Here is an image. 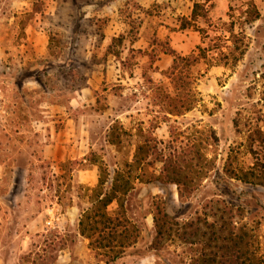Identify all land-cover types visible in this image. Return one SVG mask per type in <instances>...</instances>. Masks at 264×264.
<instances>
[{
	"label": "rangeland",
	"instance_id": "obj_1",
	"mask_svg": "<svg viewBox=\"0 0 264 264\" xmlns=\"http://www.w3.org/2000/svg\"><path fill=\"white\" fill-rule=\"evenodd\" d=\"M194 1L204 2L0 0V264H54L64 243L80 245L73 231L33 234L26 225L55 196L60 212L72 198L80 211L88 207V186L80 179L94 177L96 184L98 165L112 173L132 162L151 130L165 153L168 140L171 149L195 143L209 167L202 179L187 181L180 196L176 184L157 179L159 163L144 165L142 171L143 164L134 166L138 179L125 207L141 235L114 264H189L202 248L208 252L210 229L219 234L223 227L222 235L247 232L246 246L255 256L264 254V0H253L260 18L245 27L246 37L238 42L241 49L246 46L245 53L237 63L224 65L219 54L208 52L193 67L191 98L197 102L183 116L171 117L175 137H170L163 95L174 92L162 72L171 56L151 40L167 39L181 55L206 47L208 41L201 43L194 29L167 28H174L178 16H188ZM246 1L212 0L209 19L222 30L228 14L237 19ZM121 35V43L112 41ZM149 53L156 56L151 66ZM113 126L124 132L115 145L108 141ZM63 132L79 133L83 147L54 160L50 143ZM86 167L89 172H81ZM155 196L166 199L179 228L193 225L180 229L185 240L171 237L157 251L150 248ZM193 228L198 233L190 238ZM83 251L73 247L86 264H104L92 250L90 259Z\"/></svg>",
	"mask_w": 264,
	"mask_h": 264
},
{
	"label": "trees",
	"instance_id": "obj_2",
	"mask_svg": "<svg viewBox=\"0 0 264 264\" xmlns=\"http://www.w3.org/2000/svg\"><path fill=\"white\" fill-rule=\"evenodd\" d=\"M212 7H214L212 0L194 1L188 16H178L174 28L167 27L169 32L189 29L197 31L201 35V43L208 41L206 47L196 46L197 53L193 51L188 55H181L169 46L167 39L159 40L155 37L151 40V44H156L161 53L171 56L170 66L162 72L170 79L174 92L173 96L163 95L167 104L162 108L164 121L169 122L171 117L183 116L197 102V99L191 98L190 77L193 67L201 59H206L208 52L219 54L224 59L221 62L224 65L237 63L245 53L246 46L241 49L238 43L246 37L245 27L260 18V12L254 1L247 0L245 8L240 6L238 18L234 19V16L229 13V22H223L224 28L218 30L216 24L209 19V10ZM229 10L232 11V8ZM200 23L203 27L199 25ZM112 41L121 43L122 35L112 38ZM223 48L226 49L225 52ZM237 51L238 53L235 54ZM148 56L151 66L156 56L150 53ZM212 57L209 60H212ZM148 82L153 83L150 79ZM161 87L158 85V89ZM114 128V126L111 127V138L108 140L112 145L120 142L121 134L124 133ZM168 128L170 137H175V126L170 123ZM152 133V130L144 133L145 138L138 143L132 162H125L123 167L113 169L112 173H109L104 166L98 165L97 183L93 187L86 188L89 192L87 195L89 206L80 211L77 228L79 234L88 240V248L100 257V261L104 264H114L140 239L141 229L128 216L125 207L126 197L133 188V180L138 179V176L134 175L136 164H143L139 168L141 170L144 165L155 167L159 163L157 179L163 184H176L180 196H184L182 188L189 187L186 186L187 181L193 184L195 176L202 179L207 173L210 160L201 152V149H195V143L187 148L171 149L169 145L171 142L168 140L166 141L167 149L170 151L165 153L161 147H158L163 142ZM213 141L217 142L215 135ZM193 158L197 159L194 165L189 163ZM197 166H199L198 170H194ZM190 187L193 189L195 186ZM151 213L154 239L150 248L154 251L160 249L161 243L171 237L185 240V232L180 233V229H183V226L193 227L192 223H187L179 228V223L169 214L167 201L162 196H155L153 199ZM223 231H226L225 227L219 230V234L211 228L206 244L208 252L202 248L191 257L189 264H264V254L255 256V253L246 246L247 232L235 236L232 232L222 235ZM197 233L198 228H193L188 237L192 238Z\"/></svg>",
	"mask_w": 264,
	"mask_h": 264
},
{
	"label": "crops",
	"instance_id": "obj_3",
	"mask_svg": "<svg viewBox=\"0 0 264 264\" xmlns=\"http://www.w3.org/2000/svg\"><path fill=\"white\" fill-rule=\"evenodd\" d=\"M155 0H147L146 4H151ZM145 3V2H144ZM143 3V4H144ZM145 5V4H144ZM79 133L76 132H63L57 133L53 136V142L51 145V157L56 160H63L66 155H70L72 152H76L77 147H83V139H80ZM85 161V160H84ZM81 172H89L88 167L82 169ZM79 183H83L88 187L95 185L94 177L88 178L87 175L83 176ZM55 201L48 206L45 211L38 213L33 217L26 225V229L29 233L37 234L41 232H47L50 229H54L58 234L75 233L78 235L80 245H74L71 243H64L58 250L54 264H86L85 260H80L73 253V247H81L84 249L83 257L90 259L92 252L88 248V240L82 237L77 228V217L80 212V206L76 202V198L71 199V203H67L63 212L59 211L62 208L61 202L58 197L55 196ZM78 199V197H77ZM62 211V210H61Z\"/></svg>",
	"mask_w": 264,
	"mask_h": 264
}]
</instances>
